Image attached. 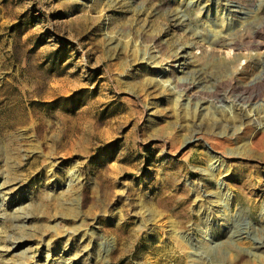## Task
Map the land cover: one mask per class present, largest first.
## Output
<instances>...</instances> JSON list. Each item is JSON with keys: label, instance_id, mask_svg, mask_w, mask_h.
Returning <instances> with one entry per match:
<instances>
[{"label": "rangeland", "instance_id": "obj_1", "mask_svg": "<svg viewBox=\"0 0 264 264\" xmlns=\"http://www.w3.org/2000/svg\"><path fill=\"white\" fill-rule=\"evenodd\" d=\"M256 52L264 0H0V264H264Z\"/></svg>", "mask_w": 264, "mask_h": 264}, {"label": "bare ground", "instance_id": "obj_2", "mask_svg": "<svg viewBox=\"0 0 264 264\" xmlns=\"http://www.w3.org/2000/svg\"><path fill=\"white\" fill-rule=\"evenodd\" d=\"M225 24V23H224ZM216 33V32H215ZM231 32L227 31L225 33H220L218 32L216 37L212 36L210 37V40H208L209 43H214L218 46V48L221 49H226L227 52L229 54L232 53V49H233V45L234 43L229 39ZM233 35V34H232ZM215 41V42H214ZM244 43V42H243ZM215 45V46H216ZM256 49V48H255ZM261 49V48H260ZM259 49V50H260ZM260 52H256L255 57H251V56H246L244 60H242V63L240 65H238L236 67V71L238 72V70H240L241 72L245 73L248 72L247 70H250V72H252V80L249 82V84L247 85V97L243 98V100H247L249 102V104L251 105L252 103H257L262 100V104L260 103V105H258V108H256L255 111L252 110V108L249 110V113L253 116L255 123L258 125L257 130H258V136L256 137V142L255 144L258 145V150L259 149H263L264 148V54H259ZM236 62H239L241 60V56H236L234 59ZM235 64V63H234ZM263 98V99H262ZM242 100V99H241ZM244 106H246V104H244ZM254 106V105H253ZM255 107V106H254ZM254 109V108H253ZM79 116V115H77ZM80 119H82V116L79 117ZM80 121V120H79ZM84 123V122H83ZM84 127V126H83ZM82 128V127H81ZM87 131V130H85ZM89 131V130H88ZM92 132V131H91ZM87 134V133H86ZM83 136L80 139V143L79 145H77L79 147V152L82 153L83 155H86L88 153L87 149L85 148V146H83V141L86 140L85 139V135H81ZM88 136V135H87ZM93 136V135H92ZM89 138V137H88ZM92 140V139H91ZM88 141V140H87ZM90 141V140H89ZM86 143V141H84ZM76 147V145H74L73 147H71L72 149ZM92 149V148H91ZM257 149V148H256ZM73 151V150H72ZM78 151V150H77ZM91 154V153H89ZM207 155V154H206ZM205 156V155H204ZM88 157V155H87ZM117 159V158H116ZM119 161V160H118ZM222 197L221 194H218L215 198L219 201L220 198ZM234 201V200H233ZM221 202V201H220ZM218 203V202H216ZM222 204V203H221ZM221 206V205H220ZM221 210V209H220ZM226 208L223 209L221 212H225ZM220 212V211H219ZM26 219V218H25ZM175 225V223H174ZM177 226V224H176ZM176 226H173V229L170 231L169 230V235L167 236L169 238V240H175L176 243L179 246L180 251L182 252V257L181 259H187L189 256V250H193V241L191 240V238L182 235L177 234V230ZM111 228V227H110ZM113 229V228H112ZM111 230V229H110ZM180 231V230H179ZM206 231V230H205ZM210 231V230H209ZM121 232V231H120ZM203 232V231H202ZM119 233V232H118ZM167 234V233H166ZM233 235H236L235 238L236 242L237 241H242V239H248V237H242L244 233H241L240 236H238V233L235 232L233 230ZM212 236V234H211ZM210 236V237H211ZM207 240V239H206ZM263 245V244H262ZM200 248L194 249V255L193 256H198L199 257V253L201 251H198ZM209 249V246H208ZM261 249H264V246H262ZM209 251V250H208ZM207 253L204 252V254ZM202 255V254H201ZM252 256H254L252 254ZM191 257V262L190 264H194V257ZM193 259V260H192ZM188 260V259H187Z\"/></svg>", "mask_w": 264, "mask_h": 264}]
</instances>
